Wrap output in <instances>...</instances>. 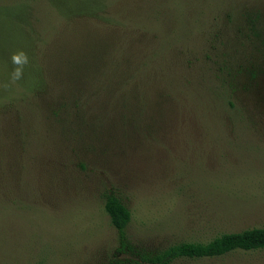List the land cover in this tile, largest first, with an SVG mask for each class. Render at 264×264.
<instances>
[{
	"label": "rangeland",
	"instance_id": "obj_1",
	"mask_svg": "<svg viewBox=\"0 0 264 264\" xmlns=\"http://www.w3.org/2000/svg\"><path fill=\"white\" fill-rule=\"evenodd\" d=\"M20 50L24 78L0 88V264H136L264 226V0H0V84Z\"/></svg>",
	"mask_w": 264,
	"mask_h": 264
},
{
	"label": "trees",
	"instance_id": "obj_2",
	"mask_svg": "<svg viewBox=\"0 0 264 264\" xmlns=\"http://www.w3.org/2000/svg\"><path fill=\"white\" fill-rule=\"evenodd\" d=\"M2 199V198H1ZM0 199V200H1ZM105 210L111 223L117 228L122 249L128 246L126 228L131 220V211L116 194H107ZM264 249V226L223 233L208 242H180L150 255H141L136 264H170L178 258L217 257L243 250Z\"/></svg>",
	"mask_w": 264,
	"mask_h": 264
},
{
	"label": "clouds",
	"instance_id": "obj_3",
	"mask_svg": "<svg viewBox=\"0 0 264 264\" xmlns=\"http://www.w3.org/2000/svg\"><path fill=\"white\" fill-rule=\"evenodd\" d=\"M10 59L13 65V70L9 75V79L0 84V88H3L5 91L9 90L24 78L25 67L30 63L27 53L23 50L13 53Z\"/></svg>",
	"mask_w": 264,
	"mask_h": 264
}]
</instances>
